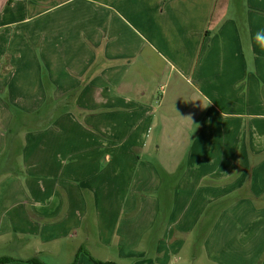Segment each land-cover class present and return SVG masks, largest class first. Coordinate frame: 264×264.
I'll return each mask as SVG.
<instances>
[{
	"label": "crops",
	"instance_id": "crops-1",
	"mask_svg": "<svg viewBox=\"0 0 264 264\" xmlns=\"http://www.w3.org/2000/svg\"><path fill=\"white\" fill-rule=\"evenodd\" d=\"M258 32L264 0H0V95L61 111L12 137L0 264H264Z\"/></svg>",
	"mask_w": 264,
	"mask_h": 264
},
{
	"label": "rangeland",
	"instance_id": "rangeland-1",
	"mask_svg": "<svg viewBox=\"0 0 264 264\" xmlns=\"http://www.w3.org/2000/svg\"><path fill=\"white\" fill-rule=\"evenodd\" d=\"M142 55L145 57H148L150 59H154L157 57V53H154L153 51L145 47L143 49ZM155 61H158L157 58H155ZM157 63V62H156ZM157 66V65H156ZM168 75L165 76H160L158 79L154 80H147L146 83V89H150L149 92V103H151L153 106L157 105L160 102L161 96L165 94L168 90L171 89V86L168 87V85H165L167 81H171L167 79ZM168 82V84H169ZM29 98H33V96H28V95H15L11 98V95L9 92H4V94L0 95V99L4 101V103L11 107V110L13 112V120L11 127L7 128V132L4 133L6 136V139L9 138L8 140V146L5 149V151L0 153V184L2 182H5L6 179H2V175L9 176L11 173L19 174L18 171L24 170L22 168V160L18 158L19 156L21 157L22 154V149H19L18 144L15 143L12 144L11 141H13V138L19 137V145L23 144L25 141V135L32 132V131H38L40 130V127H47L49 123L53 120H57L59 117V114L61 111L55 110L54 107L53 109L50 108V100L47 99L46 103H48L46 106H44V100H43V106L39 110H29L26 105ZM36 102H41L42 101V96H35ZM16 100V101H15ZM34 102V101H32ZM45 103V104H46ZM32 105V104H31ZM50 108V109H49ZM57 108V107H55ZM29 123V125H28ZM13 137V138H12ZM11 142V144H10ZM3 145V143H2ZM14 145V146H13ZM18 149H17V146ZM1 146V144H0ZM5 146V145H4ZM16 146V148H15ZM6 147V146H5ZM14 150L15 148V153L14 157H11L13 154H11V151L8 150ZM21 151V152H20ZM20 152V153H19ZM19 153V154H18ZM18 155V156H17ZM17 156V157H16ZM14 166V167H13ZM20 176H25L23 173H20ZM1 186V185H0ZM71 247H69L70 249ZM14 247L12 245H8L5 243V241H2L0 239V257L4 256H14ZM28 253V252H27ZM29 254V253H28ZM60 257V256H59ZM61 258V257H60ZM62 259V258H61ZM63 260V259H62ZM59 261V260H58ZM187 262L186 260H184ZM61 262V261H59Z\"/></svg>",
	"mask_w": 264,
	"mask_h": 264
},
{
	"label": "clouds",
	"instance_id": "clouds-1",
	"mask_svg": "<svg viewBox=\"0 0 264 264\" xmlns=\"http://www.w3.org/2000/svg\"><path fill=\"white\" fill-rule=\"evenodd\" d=\"M257 38H258V40H260V41H264V33H262V32H258L257 33ZM185 119H188L190 122H191V117H187V118H185ZM192 123V122H191Z\"/></svg>",
	"mask_w": 264,
	"mask_h": 264
},
{
	"label": "trees",
	"instance_id": "trees-1",
	"mask_svg": "<svg viewBox=\"0 0 264 264\" xmlns=\"http://www.w3.org/2000/svg\"><path fill=\"white\" fill-rule=\"evenodd\" d=\"M8 261H9V260L6 259V258L0 259V263H4V262H8ZM32 262H34V260H30V261H28V263H32ZM99 264H101V263H99Z\"/></svg>",
	"mask_w": 264,
	"mask_h": 264
}]
</instances>
